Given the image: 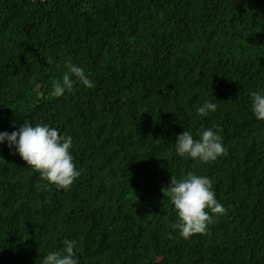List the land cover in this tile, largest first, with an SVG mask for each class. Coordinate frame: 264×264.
<instances>
[{
    "label": "trees",
    "instance_id": "trees-1",
    "mask_svg": "<svg viewBox=\"0 0 264 264\" xmlns=\"http://www.w3.org/2000/svg\"><path fill=\"white\" fill-rule=\"evenodd\" d=\"M69 63L95 86L55 97ZM259 89L264 0H0V132L49 124L82 173L57 189L0 146V264H43L65 240L79 264H264ZM208 128L225 155L176 154L179 134ZM188 171L227 211L184 239L166 188Z\"/></svg>",
    "mask_w": 264,
    "mask_h": 264
},
{
    "label": "clouds",
    "instance_id": "clouds-1",
    "mask_svg": "<svg viewBox=\"0 0 264 264\" xmlns=\"http://www.w3.org/2000/svg\"><path fill=\"white\" fill-rule=\"evenodd\" d=\"M76 84L89 89L95 86L82 67L69 63L62 79L53 82L52 95L62 97L73 91ZM216 111L217 104L209 100L196 113L206 118ZM251 111L258 121H264V89L251 92ZM13 127L18 130L0 132V146H6L10 154L19 155L48 185L69 190L82 174L72 155V137L62 135L59 129L42 121L35 124L26 121L21 125L13 123ZM197 135L198 139L192 132L184 131L176 137L175 151L179 157L209 164L226 154L217 131L202 129ZM166 189L178 216L172 228L178 230L184 239L205 233L214 223L213 216L224 215L227 211L216 199L212 181L207 176L188 171L180 179L171 178ZM76 248L75 240H65L63 248L51 251L43 258V264H79Z\"/></svg>",
    "mask_w": 264,
    "mask_h": 264
}]
</instances>
